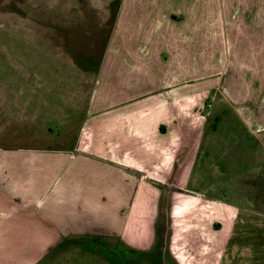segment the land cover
<instances>
[{"label":"crops","instance_id":"0c3cea01","mask_svg":"<svg viewBox=\"0 0 264 264\" xmlns=\"http://www.w3.org/2000/svg\"><path fill=\"white\" fill-rule=\"evenodd\" d=\"M116 29L77 131L0 127V264H119L91 249L155 242L158 178L186 186L197 206L234 210L232 244L264 264V211L250 202L263 176L250 172L264 156V0H122ZM189 75L217 78L207 87ZM207 97L230 114L209 124ZM189 121L197 129L182 131ZM226 180L229 195L210 194Z\"/></svg>","mask_w":264,"mask_h":264},{"label":"rangeland","instance_id":"374dc122","mask_svg":"<svg viewBox=\"0 0 264 264\" xmlns=\"http://www.w3.org/2000/svg\"><path fill=\"white\" fill-rule=\"evenodd\" d=\"M121 3L122 0H0L1 128L14 125L15 130H19L20 125L28 119L29 123L40 124L46 134H53L52 137L79 129L91 98L98 91V76L105 56L116 49V15ZM215 78L217 76L189 75L187 80L204 82L208 87L214 85ZM196 98L202 99L195 95ZM208 103L212 104L211 108ZM213 103L212 97L199 103L203 110L208 108L211 111L209 124L217 121L222 113L230 114L229 107L223 112V107L219 104L214 106ZM227 118L235 121L237 116L232 114ZM191 123H179L180 129L186 132H192L191 126L197 129V124ZM224 128L221 127V130ZM6 140L0 139V144ZM52 143L56 146L54 141ZM255 145L260 148H256L257 152H264V146L261 148L257 141ZM223 155L222 162L228 154ZM252 158L251 165L254 167L250 173L263 176L261 179L259 176L254 177L250 202L255 208L264 211V163L262 169L258 163L262 159L264 162V156L256 153ZM248 160L251 161V156ZM157 180L158 184L151 192V205L164 216L174 205L172 248L181 264L251 263L245 258L250 251H245L242 241L239 240L237 245L232 244L234 210L224 209L223 204L209 199H204L197 206L193 194L183 195L180 192L179 189H187L186 186H177L175 181L164 186L159 183V178ZM235 180L233 177L230 184ZM225 183L211 188L214 193L210 194L229 195V180ZM239 227H248V224L243 223ZM148 242L143 244L145 249ZM128 247L124 245L119 250H113L111 246L94 245L99 250L91 249V253L100 251L110 260L113 257L114 263L138 264L142 253ZM80 258L73 260L75 264H100L95 260L83 263Z\"/></svg>","mask_w":264,"mask_h":264},{"label":"flooded vegetation","instance_id":"af4514ba","mask_svg":"<svg viewBox=\"0 0 264 264\" xmlns=\"http://www.w3.org/2000/svg\"><path fill=\"white\" fill-rule=\"evenodd\" d=\"M173 211L174 205L170 207V210L166 213L165 216L162 212H158V237L156 238L153 244L148 246V248L142 249L136 247H128L129 249H132L135 252L142 253L141 258H139L138 264H142V261H144L143 264H181L180 260L177 258V254H175L172 248V234L174 231Z\"/></svg>","mask_w":264,"mask_h":264}]
</instances>
